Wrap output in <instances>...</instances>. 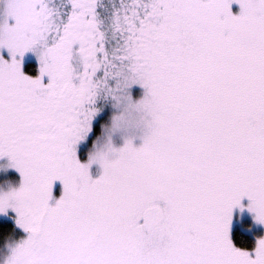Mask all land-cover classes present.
<instances>
[{"label":"snow or ice","instance_id":"snow-or-ice-1","mask_svg":"<svg viewBox=\"0 0 264 264\" xmlns=\"http://www.w3.org/2000/svg\"><path fill=\"white\" fill-rule=\"evenodd\" d=\"M0 161V264H264V0H0Z\"/></svg>","mask_w":264,"mask_h":264},{"label":"rangeland","instance_id":"rangeland-1","mask_svg":"<svg viewBox=\"0 0 264 264\" xmlns=\"http://www.w3.org/2000/svg\"><path fill=\"white\" fill-rule=\"evenodd\" d=\"M28 62H33L35 64L36 70H37V59L32 52H28L25 54L24 66ZM114 111L115 110L112 109L111 107H107L103 111V114L99 116V120L104 121L105 123H110L111 115ZM93 126H94V128L96 127V130H94L92 135L95 136L97 133L101 132L99 122L95 119L93 121ZM114 140H115V143L117 145L121 142L118 138H114ZM91 143H92L91 139H88L86 142L82 141L78 145V155H79L81 160H85L87 158L88 151L92 150ZM102 146H103V139H101L100 143L97 145V148H101ZM0 162H2V161H0ZM9 174L18 179V174L15 173L14 171L9 170ZM92 174L93 175L98 174V169H97V166H95V165H93V167H92ZM245 203H246V201H245ZM260 226H264V225H261L258 222H255L253 220V215L246 208L243 211H241L238 208L234 209L232 230L235 228H238L241 230L247 229V232L253 230L252 235L254 236L255 243H256V240L258 237L264 236V229H261Z\"/></svg>","mask_w":264,"mask_h":264},{"label":"trees","instance_id":"trees-1","mask_svg":"<svg viewBox=\"0 0 264 264\" xmlns=\"http://www.w3.org/2000/svg\"><path fill=\"white\" fill-rule=\"evenodd\" d=\"M24 70L30 75L36 74V66L33 62L26 63L24 66ZM94 130H96V127L94 128ZM260 228L264 229V226H260ZM251 231L247 232V229L241 230L238 228L231 230V235H232L234 243H236L238 246H241V247H247V248L254 247L255 238L252 235L253 230Z\"/></svg>","mask_w":264,"mask_h":264},{"label":"flooded vegetation","instance_id":"flooded-vegetation-1","mask_svg":"<svg viewBox=\"0 0 264 264\" xmlns=\"http://www.w3.org/2000/svg\"><path fill=\"white\" fill-rule=\"evenodd\" d=\"M254 237V236H253Z\"/></svg>","mask_w":264,"mask_h":264}]
</instances>
